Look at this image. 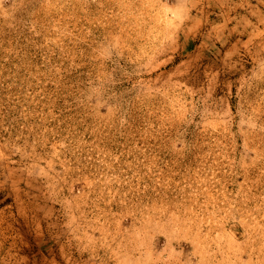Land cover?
<instances>
[{"label": "rangeland", "instance_id": "1", "mask_svg": "<svg viewBox=\"0 0 264 264\" xmlns=\"http://www.w3.org/2000/svg\"><path fill=\"white\" fill-rule=\"evenodd\" d=\"M0 264H264V0H0Z\"/></svg>", "mask_w": 264, "mask_h": 264}]
</instances>
